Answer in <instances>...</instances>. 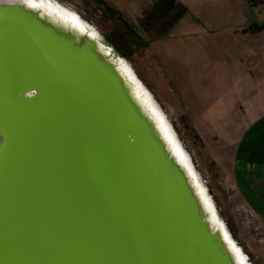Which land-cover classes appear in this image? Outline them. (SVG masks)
Segmentation results:
<instances>
[{
	"label": "water",
	"instance_id": "1",
	"mask_svg": "<svg viewBox=\"0 0 264 264\" xmlns=\"http://www.w3.org/2000/svg\"><path fill=\"white\" fill-rule=\"evenodd\" d=\"M0 264H254L152 93L55 0H0Z\"/></svg>",
	"mask_w": 264,
	"mask_h": 264
},
{
	"label": "rangeland",
	"instance_id": "2",
	"mask_svg": "<svg viewBox=\"0 0 264 264\" xmlns=\"http://www.w3.org/2000/svg\"><path fill=\"white\" fill-rule=\"evenodd\" d=\"M112 1L99 2L95 22L168 115L234 238L262 264L255 259L258 224L239 209L225 175L237 180L248 172H240L238 154L256 162L263 146L224 152L222 139L226 129L238 138L253 118L264 127V7L250 9L246 0ZM255 28L261 31L244 33Z\"/></svg>",
	"mask_w": 264,
	"mask_h": 264
},
{
	"label": "crops",
	"instance_id": "3",
	"mask_svg": "<svg viewBox=\"0 0 264 264\" xmlns=\"http://www.w3.org/2000/svg\"><path fill=\"white\" fill-rule=\"evenodd\" d=\"M110 2L112 4H115V2H113L112 0H110ZM246 3L247 6L253 10L264 7L262 5L253 7L251 5L252 3H250L249 0H246ZM254 30L251 29L249 31H244V33L253 35L254 33L258 34V32L261 31L257 28H255ZM255 66L257 65L255 64ZM254 80H257V77H255ZM258 82L263 86L264 78L263 80L258 78ZM261 97L264 98L263 96ZM258 125L259 124H257V120L255 118L251 119L250 121L248 120L246 127H243L242 125L240 126L237 133V135H239L238 138L234 136L233 132L228 133V129H226L223 132L224 135L222 139V147L224 149V152H230L232 150L235 151L238 148L241 150V152H243V150L252 149L254 145H257L261 148L263 146V153L259 151L262 157L256 162L245 159L241 154H238L240 172L241 167L245 170L248 169L249 166L250 168L248 169V172L245 170L244 173L240 174V177L237 180L233 178L236 176L235 174L231 173L225 176L228 177L234 185L235 196L237 197L235 201L239 209H242V207H244L246 208V213L255 217V222L256 224H258L256 228V238H258V246L254 248L255 259H257L258 262L264 264V127L261 128ZM253 130L254 136H251ZM259 143L260 146L258 145ZM231 161L230 163H232ZM222 162L224 164L223 168H225L223 172L225 173L228 163L225 161ZM242 165H244V167Z\"/></svg>",
	"mask_w": 264,
	"mask_h": 264
},
{
	"label": "flooded vegetation",
	"instance_id": "4",
	"mask_svg": "<svg viewBox=\"0 0 264 264\" xmlns=\"http://www.w3.org/2000/svg\"><path fill=\"white\" fill-rule=\"evenodd\" d=\"M55 1H57L59 4L63 5L64 7L71 9L72 11L76 12L87 23L96 26L98 28V30L102 33V35H104V37H106V35L104 34V32L102 31L100 26L95 22L97 19L99 20V18H97V16L94 14V13H96L97 10L102 9V7L99 6V2H103L102 0H81V1H78V0H55ZM90 5H92V7H89ZM109 9H111V8H109ZM110 12L111 13H114V12L117 13L113 9ZM105 16L110 17L112 15L110 13L109 14L105 13ZM117 20L122 25L126 26L127 30H130L132 33L134 32V29L131 28L130 24L127 23L126 18H122V16L119 15ZM106 39H108V38L106 37ZM109 41L111 42V40H109ZM114 47H115V45H114ZM116 50H117V48H116Z\"/></svg>",
	"mask_w": 264,
	"mask_h": 264
},
{
	"label": "trees",
	"instance_id": "5",
	"mask_svg": "<svg viewBox=\"0 0 264 264\" xmlns=\"http://www.w3.org/2000/svg\"><path fill=\"white\" fill-rule=\"evenodd\" d=\"M250 3H252L251 5L254 6H258V5H262L264 6V1L262 0H249ZM135 34V33H134Z\"/></svg>",
	"mask_w": 264,
	"mask_h": 264
},
{
	"label": "snow or ice",
	"instance_id": "6",
	"mask_svg": "<svg viewBox=\"0 0 264 264\" xmlns=\"http://www.w3.org/2000/svg\"><path fill=\"white\" fill-rule=\"evenodd\" d=\"M24 2H25V3H28V2H30V0H24ZM35 6L38 7L39 5H35Z\"/></svg>",
	"mask_w": 264,
	"mask_h": 264
},
{
	"label": "built area",
	"instance_id": "7",
	"mask_svg": "<svg viewBox=\"0 0 264 264\" xmlns=\"http://www.w3.org/2000/svg\"><path fill=\"white\" fill-rule=\"evenodd\" d=\"M262 1H264V0H262Z\"/></svg>",
	"mask_w": 264,
	"mask_h": 264
}]
</instances>
